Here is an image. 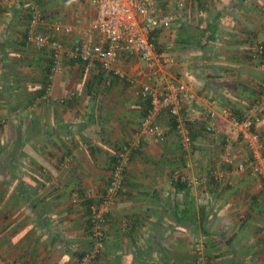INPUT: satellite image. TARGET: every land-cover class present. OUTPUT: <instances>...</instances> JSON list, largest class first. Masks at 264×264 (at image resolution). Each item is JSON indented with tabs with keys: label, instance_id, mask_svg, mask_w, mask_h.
Returning <instances> with one entry per match:
<instances>
[{
	"label": "crops",
	"instance_id": "obj_1",
	"mask_svg": "<svg viewBox=\"0 0 264 264\" xmlns=\"http://www.w3.org/2000/svg\"><path fill=\"white\" fill-rule=\"evenodd\" d=\"M32 6L74 26L71 44L95 16L91 0L0 1V201L6 203L0 253L12 264H78L91 245L88 204L103 196L118 148L148 111L125 78L144 83L149 70L141 59L123 56L116 71L124 79L111 76L95 85L96 70L71 62L50 79L47 52L25 41ZM196 27L201 35L188 37L187 28ZM157 42L178 60L159 73L188 83L191 104L184 115L193 119L195 138L189 153L177 134L167 147L142 139L108 214L106 252L95 264H195V237L206 264H264L263 193L253 178L233 176L231 186L210 183L179 195L175 187L176 173L231 171L249 157L225 120H216L215 133L204 132L200 106L213 99L218 110L244 111L264 88V56L251 57L264 44V0H187ZM168 119L164 113L158 124ZM257 130L264 139V119ZM226 138L234 141L230 156ZM87 191L92 197L84 200Z\"/></svg>",
	"mask_w": 264,
	"mask_h": 264
},
{
	"label": "built area",
	"instance_id": "obj_2",
	"mask_svg": "<svg viewBox=\"0 0 264 264\" xmlns=\"http://www.w3.org/2000/svg\"><path fill=\"white\" fill-rule=\"evenodd\" d=\"M1 1V0H0ZM95 16L89 27L81 32V39L75 48L68 49L59 39L71 37L75 33L74 26L61 19H48L40 9L31 7L26 32V44L41 51H49L52 60L50 79L63 73L65 61L85 64L89 67H98L105 73V83H109V75L114 72L120 78L125 76L116 71V65L121 55L131 59H141L149 72L141 82L135 77L126 78L132 95L136 99L149 102V110L137 127L133 138L128 145L118 153V159L111 171V183L106 194L90 206L88 221L91 235V245L85 251L78 264H95L106 252L107 235L106 225L108 214L119 199V190L123 186L124 172L129 163L132 149L141 145L145 137L163 141L166 130L158 124L162 114L167 113L175 120V131L180 138L183 152L191 151L193 140L184 112L186 105L191 104V94L188 83L178 79H166L160 75L159 70L165 65H173L178 60L157 51L153 38L156 33L170 30L181 16L186 0H177L176 10L170 13H161L157 0H91ZM264 55V45L257 44L251 51V57L258 61ZM108 77V78H107ZM104 83V82H103ZM50 88L47 89L46 98L49 97ZM215 100H205L202 108L206 119V133L216 132V120L221 118L236 130L239 145L247 149L249 157L237 163L231 171L223 168H211L202 176L186 175L189 187L202 188L212 180L225 185H232L233 176L247 174L256 182V186L263 193L264 201V143L257 128L264 119V88L261 94L244 111L242 116L235 115L229 108L223 107L216 111ZM234 141L226 138L228 156ZM229 159V158H228ZM193 164L188 162L186 169L191 170ZM179 173L175 174L177 180ZM91 192H86L84 200L91 199ZM76 196L74 203L78 202ZM264 232V222L262 224ZM200 258L198 264H206L203 246L197 245ZM0 264H12L0 255Z\"/></svg>",
	"mask_w": 264,
	"mask_h": 264
},
{
	"label": "trees",
	"instance_id": "obj_3",
	"mask_svg": "<svg viewBox=\"0 0 264 264\" xmlns=\"http://www.w3.org/2000/svg\"><path fill=\"white\" fill-rule=\"evenodd\" d=\"M29 13H30V11H29ZM48 19H52V18H48ZM29 20H30V18H29ZM29 22V21H28ZM28 25V24H27ZM182 28V27H181ZM183 29V28H182ZM181 30V29H180ZM191 30H194L193 32L191 31ZM211 30H213V29H211ZM210 30V35H211V38L212 39H214L213 38V36H212V34H213V31H211ZM186 31V30H185ZM209 31V30H208ZM181 32V31H180ZM207 32V31H206ZM158 34H160L159 32L158 33H156L155 35H154V38H153V43L155 44V46H156V49H157V51L158 52H160V53H163V54H165V55H168V54H166V53H168V48L167 47H165L164 45H162V44H159L158 42H157V35ZM181 34V33H180ZM187 34H188V37H191L192 35H194V37H198V36H200L201 35V30L200 29H198L197 27L196 28H187ZM207 34V33H206ZM205 35H203V37H204ZM202 37V38H203ZM66 38H69V37H64V36H62V37H60L59 39L64 43V45L68 48V49H71V48H75L76 47V45L79 43H76V44H74V45H72V47H68L67 46V44H66ZM25 40H26V36H25ZM180 41H178V42H176L175 44L176 45H180ZM264 45V44H263ZM47 52V55L49 56V64H48V70H49V72H48V74H47V76H49V78H50V69H51V64H52V60H51V58H50V52L49 51H46ZM123 56H126V55H121V57H123ZM264 56V55H263ZM120 57V58H121ZM127 57H129V56H127ZM130 58V57H129ZM131 59V58H130ZM65 62H68V61H65ZM71 63H74V62H71ZM75 64H77V63H75ZM80 67H82V68H90L91 70H96V72H97V76H98V82H96L95 83V85H99L100 83H102V82H105V73L104 72H102L98 67H94V68H92V67H89V66H87V65H85V64H78ZM110 78H111V76H113V77H115V78H120V76H118V75H116L114 72H112V73H110ZM108 78V77H107ZM50 81V80H49ZM125 81L127 82V79L125 78ZM127 84H128V86H129V83L127 82ZM47 89V88H46ZM45 93V92H44ZM47 94V93H46ZM46 94H44V95H46ZM261 94V92L260 93H258V95H257V97L259 96ZM256 97V98H257ZM255 98V99H256ZM254 99V100H255ZM139 100H141V99H139ZM211 100H213V99H211ZM253 100V101H254ZM67 100H63V104L66 102ZM252 101V102H253ZM145 102H147V104H149V102L148 101H145ZM252 104V103H251ZM250 104V105H251ZM249 105V106H250ZM248 106V107H249ZM150 107V106H149ZM149 107H148V110H149ZM235 115H237V116H242V114L244 113V111L246 110H244V111H234L232 108H229ZM146 115V114H145ZM144 115V116H145ZM170 117V116H169ZM171 118V117H170ZM171 122H172V125H173V129L175 130V124H176V122H175V120H173V119H171ZM140 124V123H139ZM200 124L201 123H198V125L200 126ZM189 125H190V123H188V127H189ZM192 125V124H191ZM191 125H190V127H191ZM139 126V125H138ZM137 126V127H138ZM202 126V125H201ZM203 127V126H202ZM204 128V132H206V127L204 126L203 127ZM176 132V131H175ZM193 132V131H192ZM235 133H236V130H235ZM192 135H193V133H192ZM178 136V135H177ZM192 137V140L195 138V136H194V138H193V136H191ZM261 138H262V136H261ZM262 141H263V143H264V139L262 138ZM126 145H128V143H125V144H123L122 146H120L119 148H118V150H117V152H116V155L114 156V158H113V164H112V166H111V170H110V172L114 169V165H116V161H117V159H118V153L123 149V147L124 146H126ZM141 146V145H140ZM139 146V147H140ZM139 147L138 148H134V149H132L131 150V153H130V157H129V163H128V165L130 164V161L132 160V156H133V154H135L136 152H138V150L137 149H139ZM127 168H128V166L126 167V169H125V172H124V181H125V174H126V170H127ZM184 178H185V176L183 177V175L181 174V173H179V177H178V179L177 180H175L176 181V183H175V187H176V191H177V193H178V195L179 194H181V193H187V191L189 190V188H191V187H189V186H187V184H186V181H184ZM110 183H111V175H110V180H109V184L107 185V187H106V189H105V192L103 193V196L106 194V191H107V189H108V187L110 186ZM210 183H213V184H218V185H223V184H221V183H218V182H214V181H212V180H210L207 184H206V186L208 185V184H210ZM123 186H124V182H123ZM122 186V188L119 190V198H120V195L122 194V191H123V187ZM223 186H230V185H223ZM203 187H205V186H203ZM118 201H119V199H118ZM94 204V202H90V204H88V215H89V210H90V206L91 205H93ZM89 222V221H88ZM89 228H90V226H89ZM198 238V237H197ZM196 237L194 238V240H193V252H194V254H195V264H198V259L200 258V256H199V251H197V245L200 243L199 242V240L197 239ZM85 253V252H84ZM84 253L80 256V258H79V260H81V258L83 257V255H84ZM204 258H206L205 257V255H204Z\"/></svg>",
	"mask_w": 264,
	"mask_h": 264
},
{
	"label": "rangeland",
	"instance_id": "obj_4",
	"mask_svg": "<svg viewBox=\"0 0 264 264\" xmlns=\"http://www.w3.org/2000/svg\"><path fill=\"white\" fill-rule=\"evenodd\" d=\"M159 2H160V11H161V13H168L169 11H171V12H174V9L176 8V1L177 0H158ZM187 1V0H186ZM163 5H166V7H164ZM176 10V9H175ZM183 13V12H182ZM169 35V34H168ZM167 39H166V42H167V40H169V42L171 41V37H166ZM69 38H66V44H67V46L68 47H72V45H74V43L78 40V39H75L74 40V43L73 44H71V41H72V38H70L69 40H68ZM169 66H171V65H165L164 67H163V69L164 70H166V69H168L169 70V68H171V67H169ZM80 67V66H79ZM168 67V68H167ZM94 68V67H93ZM95 70V69H94ZM160 74L161 75H164L165 74V71L162 73V72H160ZM176 79V78H175ZM178 80H179V78H177ZM216 111H218V112H220L221 110H218L217 108H216ZM169 121H167V122H159V125L162 127V128H164L165 130H166V137H165V139L163 140V141H156L157 142V145H158V147H163L164 145L167 147V145H169V144H167V143H169V141L171 142V139H170V137H173L174 139L176 138V132H175V130L173 129V125H172V122H171V120L170 119H168ZM137 125H139V123L137 124ZM168 128H169V130H168ZM168 137H169V139H168ZM177 139V138H176ZM166 140V141H165ZM154 143V142H153ZM191 175V174H190ZM197 177V176H196ZM1 199H2V197H0ZM6 199V197H4L3 198V200H5ZM77 204V203H76ZM5 208H6V203L5 202H3V201H0V213L1 212H3V211H5ZM4 216L5 215H2V213L0 214V226L1 225H5V224H2V222H5V218H4ZM91 236V235H90ZM0 255H1V253H0ZM2 256V255H1ZM3 257V256H2Z\"/></svg>",
	"mask_w": 264,
	"mask_h": 264
}]
</instances>
